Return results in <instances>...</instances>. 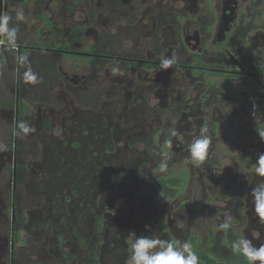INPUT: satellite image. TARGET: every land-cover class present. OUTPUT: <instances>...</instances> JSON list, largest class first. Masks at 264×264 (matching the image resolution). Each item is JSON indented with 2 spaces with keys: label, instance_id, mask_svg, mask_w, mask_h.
I'll list each match as a JSON object with an SVG mask.
<instances>
[{
  "label": "flooded vegetation",
  "instance_id": "obj_1",
  "mask_svg": "<svg viewBox=\"0 0 264 264\" xmlns=\"http://www.w3.org/2000/svg\"><path fill=\"white\" fill-rule=\"evenodd\" d=\"M5 13L18 33L0 43V264H127L130 231L247 264L231 242L264 245L250 195L264 0H0ZM201 129L206 158L184 165Z\"/></svg>",
  "mask_w": 264,
  "mask_h": 264
},
{
  "label": "clouds",
  "instance_id": "obj_2",
  "mask_svg": "<svg viewBox=\"0 0 264 264\" xmlns=\"http://www.w3.org/2000/svg\"><path fill=\"white\" fill-rule=\"evenodd\" d=\"M25 14L23 9L15 12V19L23 21ZM12 16L5 13L0 14V37L3 40L0 43H6L9 48H16L18 27H10L9 22ZM16 60L20 64H27V55H18ZM175 63V58L163 57L160 63V70H166ZM118 68H113V73L118 72ZM28 82L36 83L37 76L29 67L24 73ZM19 133L25 135L34 132L35 129L26 124H18ZM205 129H201L199 134H193L191 142L187 145L188 155L184 157V165H199L207 155L208 147L211 143L210 137L205 133ZM18 133V134H19ZM175 135V133H173ZM258 136L264 141V132H259ZM170 143V142H169ZM167 170V162H161L156 169L157 172H165ZM256 176L264 178V153L259 154L254 168ZM250 195L252 198L253 211L259 222L264 223V179H260L253 187H251ZM233 217L225 214L223 222L218 225L221 231H228L233 226ZM129 258L127 264H199V257L192 250V245L188 242H180L178 240H163L159 237H149L146 235H136L135 232L128 234ZM231 250L234 254H238L247 261V264H264V245L256 246L250 239L241 234L231 242Z\"/></svg>",
  "mask_w": 264,
  "mask_h": 264
}]
</instances>
